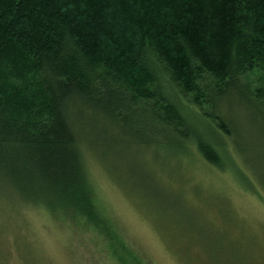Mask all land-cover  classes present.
Segmentation results:
<instances>
[{
  "label": "trees",
  "instance_id": "1",
  "mask_svg": "<svg viewBox=\"0 0 264 264\" xmlns=\"http://www.w3.org/2000/svg\"><path fill=\"white\" fill-rule=\"evenodd\" d=\"M233 97L264 103V0H0V170L53 215L101 223L86 174L102 120L176 147L189 111L231 135Z\"/></svg>",
  "mask_w": 264,
  "mask_h": 264
},
{
  "label": "rangeland",
  "instance_id": "2",
  "mask_svg": "<svg viewBox=\"0 0 264 264\" xmlns=\"http://www.w3.org/2000/svg\"><path fill=\"white\" fill-rule=\"evenodd\" d=\"M226 106L231 135L189 111L196 135L176 147L102 120L86 174L100 224L32 205L0 170V264H264V103Z\"/></svg>",
  "mask_w": 264,
  "mask_h": 264
}]
</instances>
